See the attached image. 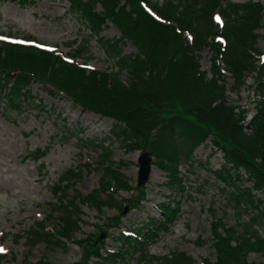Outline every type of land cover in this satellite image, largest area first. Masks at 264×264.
Here are the masks:
<instances>
[{"label":"trees","instance_id":"trees-1","mask_svg":"<svg viewBox=\"0 0 264 264\" xmlns=\"http://www.w3.org/2000/svg\"><path fill=\"white\" fill-rule=\"evenodd\" d=\"M116 1L70 0L74 8L71 12L80 20L81 27L89 31L86 35L88 39L93 35L101 42V49L113 70L86 69L72 61L59 73L49 71V80L33 71L18 69L15 65L23 56L31 55L45 64L53 56L52 53L40 49L41 57L32 53H9L3 59L7 63L0 66V100L5 95L25 103L31 102L32 97L39 99L32 95L30 88L33 77H39L49 85L51 93L68 95L84 110L99 112L118 121L111 126V136L126 150H133L141 144L140 139L150 132L146 126L153 123L157 129L148 144L149 154L154 158L153 163L165 171L171 188L180 185L177 172L180 166L184 165L188 171L195 172V165L198 164L195 150L211 134L213 146L223 152L225 160L217 168H207L206 173L214 179L212 184H215L216 190L212 192L219 194L218 198L222 197L225 215L233 220L228 229L235 231L238 237L232 239L227 234V228L220 232L223 229L219 227L221 220L215 218L212 222L215 226L212 235L215 261L206 259L202 264H264V150L256 148L258 142H264V62L257 64L260 60L257 56L259 50L255 48L258 37L256 30L260 27L264 5L253 1L180 0L184 6H179L181 11H175L178 13L176 17L172 12L175 4L164 5L162 12L157 11L166 23L139 8L138 2L142 0H125L129 9L119 6L115 11L113 7ZM97 2L103 5L101 11L95 9ZM134 14L138 17L130 22L129 18ZM215 14L220 17V23L215 22ZM107 20L119 28L122 38L101 36L100 31ZM176 27L189 32L191 45L177 39L179 33L176 30L179 29ZM216 37L220 40H216ZM124 40L132 41L138 52L121 54V42ZM207 48L213 53L212 75H218L220 66H223L231 74L235 90L247 76L257 73L255 87L258 108L251 120L243 117L242 110L236 111L214 79L207 81L212 83V92L204 91L209 96L201 92L203 86L200 85L206 80L197 54ZM41 68L42 65L38 71ZM124 69L128 79L122 81L120 74ZM177 88L187 91V94L178 93L175 97L181 101L178 105L170 100L177 95ZM6 89L10 93L6 94ZM21 101L17 102V108H20ZM12 107L15 109V106ZM145 116H150L147 125L138 123ZM69 137H75L78 146L98 149V157L101 155L104 160L108 159L101 169L99 184L103 187L90 193L83 201L94 207L96 199L100 208L110 206L122 210L124 207L114 193L118 188L129 187L119 172L124 163L111 160V150L106 140L99 143L96 138L83 135L80 138L72 133ZM241 141L247 145L243 146ZM210 184L206 177V182L198 185L204 189ZM63 195L51 208L52 212L58 213L55 227L45 231L35 222V228L26 237L28 244L44 241L48 250L52 251L76 238L80 211L72 197L68 200ZM139 198L136 202L127 203L138 205ZM155 208L160 212V217H147L123 226V231L113 236L111 250L101 249L102 244L97 246L98 236L92 238L88 245H81L84 251L81 261L76 264H86L91 254L96 257L95 264H127V254L135 256L136 261L143 259L145 245L152 244L156 236L168 231L180 205L174 201H162L156 203ZM210 210L215 208L211 207ZM112 221L111 225L117 222ZM117 225L118 222L114 226ZM99 250H103V255ZM246 250L248 253L257 252L261 260L248 262L247 256L241 255ZM153 258L158 259L157 256ZM159 259L162 264L192 263L181 250L163 254ZM50 263L39 260L34 264ZM23 264L33 263L24 261Z\"/></svg>","mask_w":264,"mask_h":264},{"label":"rangeland","instance_id":"rangeland-1","mask_svg":"<svg viewBox=\"0 0 264 264\" xmlns=\"http://www.w3.org/2000/svg\"><path fill=\"white\" fill-rule=\"evenodd\" d=\"M230 1H253L264 5V0ZM70 3V0H0V66L7 63L3 60L6 54L32 53L41 57L40 49L53 54L48 63L41 64L36 56L31 55L17 60L15 67L33 71L48 79L49 71L59 73L73 60L80 64L86 59L84 62H87L88 67H108L111 70V62L106 60L101 42L93 35L88 39L86 35L89 31L81 27L80 20L71 12L74 8ZM138 4L141 9L150 6L157 14V11L162 12L164 5L175 4V10H172L175 17L178 15L175 11H181L179 6H184V2L180 0H143ZM119 6L129 9L125 0L115 2V11ZM102 8L103 5L97 2L95 9L101 11ZM137 17L138 15H131L129 21L132 22ZM159 21L166 22L162 18ZM173 25L175 26V22ZM176 31L179 33V41L183 40L191 45V38L186 29ZM256 32L258 37L255 48L259 50L258 57H261L264 56V14ZM100 34L105 37H121L119 28L110 20L104 22ZM133 41L136 43V40ZM19 44L34 47H23ZM121 44V54L138 52L132 41L124 40ZM140 47L143 45L140 44ZM15 49L17 51L14 52ZM197 55L206 80L200 85L203 86L201 92L211 93L212 83L207 81L214 79L221 86L223 96L232 102L236 111L242 110L243 117H246L247 121L251 120L258 108L255 87L257 73L247 76L244 83L238 84L235 90L233 78L223 66H220L218 75H212L213 53L210 49L207 48ZM40 65L42 68L38 71ZM126 78L128 79L124 69L120 79ZM30 88L32 95L38 96L39 99L32 97L31 102L25 103L5 95L0 100V247L6 249L0 252V264H23L24 261L34 264L39 260H46L47 263L51 262L50 264H76L81 261L84 251L81 245H88L92 238L98 236L100 239L97 246L102 244L101 249L111 250L113 236L122 232L123 226L127 227L125 225L147 217H160V212L154 205L162 201H174L180 205V210L175 213V219L168 231L161 232L152 244L145 245L146 254L143 259L136 261L135 256L127 254L128 264H162L160 256L176 250L185 252L192 260L191 264H202L206 259L214 262L212 235L215 226L212 222L215 218L221 220L219 227L223 229H220V232L227 228V234L232 239L238 237L234 230L232 232L228 229L233 220L229 215H225L221 205L222 197L218 198L219 194L212 192L216 190L215 184H212L214 179L206 173L207 168H217L225 160L223 152L213 146L211 134L195 150L198 162L194 168L195 172L188 171L184 165L180 166L177 170L180 185L171 188L167 183L165 171L153 163L154 158L149 154L148 144L157 129L153 123L147 125L150 116L138 121L150 129L148 135L140 139L141 144L136 145V148L126 150L111 136V126L118 121L99 112L84 110L68 95L54 91L51 93V88L39 77H33ZM186 92L177 88V95L170 100L178 105L181 101L175 97L178 93L187 94ZM8 93L10 90L6 89V94ZM18 101H21L20 108H17ZM12 106H15V109ZM245 130H248L246 126ZM71 133L76 137L83 135L96 138L99 143L104 142L100 140H106L111 150V160L124 163L119 172L123 174L129 187L118 188L114 193L125 208L124 211L110 206L100 208L96 199L94 207L83 201L90 193L103 187L99 184L101 169L108 159L104 160L101 155L98 157V149L76 145V138L69 137ZM241 144L247 145L243 141ZM256 148L264 150V142H258ZM143 154L149 157V173L144 185L140 187L139 159ZM206 177L211 184L208 188L201 189L198 184L205 183ZM62 195L68 200L72 197L80 211L76 238L62 248L52 251L48 250L44 241L28 244L26 237L28 232L35 228V222L45 231L55 227L58 213L52 212L51 208L52 204L61 200ZM138 196L140 204L132 206L127 203L136 202ZM211 207L215 210L211 211ZM112 220L119 222V227L114 226L117 222L111 225ZM99 252L103 255V250ZM241 255L247 256L248 262L261 260V255L257 252L248 253L246 250ZM95 260V256L88 255L86 264H95Z\"/></svg>","mask_w":264,"mask_h":264},{"label":"water","instance_id":"water-1","mask_svg":"<svg viewBox=\"0 0 264 264\" xmlns=\"http://www.w3.org/2000/svg\"><path fill=\"white\" fill-rule=\"evenodd\" d=\"M140 168H139V177H138V183L142 184L146 181L148 178L149 173V157L147 154H143L140 157Z\"/></svg>","mask_w":264,"mask_h":264},{"label":"snow or ice","instance_id":"snow-or-ice-1","mask_svg":"<svg viewBox=\"0 0 264 264\" xmlns=\"http://www.w3.org/2000/svg\"><path fill=\"white\" fill-rule=\"evenodd\" d=\"M216 19L219 21L220 20V17L217 16ZM3 251H6V249H4L3 247H0V252H3Z\"/></svg>","mask_w":264,"mask_h":264}]
</instances>
